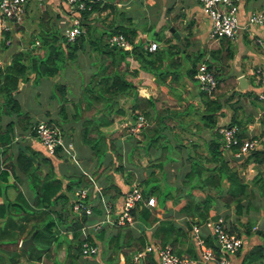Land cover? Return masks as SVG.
<instances>
[{
  "label": "trees",
  "instance_id": "1",
  "mask_svg": "<svg viewBox=\"0 0 264 264\" xmlns=\"http://www.w3.org/2000/svg\"><path fill=\"white\" fill-rule=\"evenodd\" d=\"M102 2H96L90 10L80 12V24L85 26L84 36L79 34L73 41H67L64 35L46 34L39 43L28 50L14 53L9 63L0 66V264H20L23 256L28 262L47 259L49 264H100L94 259L99 254V248L96 254L81 255L79 244L81 224L93 222L102 216V208L96 200L98 204L93 205L92 214L77 216L71 212L69 199L75 189L82 185L91 186V181L79 167L71 171L61 170L59 176L51 156L42 154L27 143L26 137L21 134L25 132L36 138L31 126L37 120L29 119L28 112L22 110L16 96L21 83L28 80L30 73L38 78L56 76L87 45L98 53L96 62L99 63L92 62L95 69L74 96L70 113L65 107L69 93L67 86L65 83L54 85L52 97L58 102L60 118H49L47 121L55 122L62 132L66 131L63 126L66 122L79 123L77 138L73 139L77 153L79 150L78 156L86 159V162L83 161L85 164L87 161L94 164L91 172L93 180L100 181L102 174L105 180L100 194L95 195L97 199L102 195L113 201L122 194L114 182V174H118L126 185H131L137 179L136 184H139L143 197L153 196L155 200L153 206L140 201L133 209L139 234L135 235L130 227L124 225H112L113 230L109 233L105 232L106 226H103L95 233L96 239L104 244L103 254L112 250L121 257L120 261L129 264L131 253L143 249L148 240H152L161 246L171 245L176 254L196 258L198 248L191 228L198 226L204 244L210 246L217 256L219 249L213 242L211 231L204 233L201 230L207 219L218 216L214 212L217 204L226 211L232 209L236 219L233 222L228 220V229L240 236L255 232L259 217H264V213L259 214L264 201V143L249 155L236 159L231 151L238 149L245 135L243 126L238 130L230 151L223 154L220 148L221 134L217 120L227 100L221 99L220 95L226 91L228 83L223 82L219 74H214L217 83L212 94L200 90L202 108L199 110L197 129L210 130L203 147L193 140L182 141L169 124V120L178 116L171 109L173 104L159 97L152 87V81L141 82L139 79L141 71L162 74L163 71L159 69L166 57L171 59V64L179 63L177 56L172 57L175 53L172 39L176 36L162 40L161 48L146 52L142 48L146 39L138 37L137 28L131 25L114 24L111 31L103 30L93 35L91 25L84 23V19L86 22L92 12L107 5H101ZM115 33L123 34L131 47L113 48L109 36ZM155 38L161 40L160 30H157ZM217 52L218 49L211 51L210 59L221 62L222 57ZM201 56L202 52L195 59H201ZM207 64L212 69L213 63L207 61ZM195 71L196 66L190 69L192 78ZM234 93L231 90L228 97ZM128 98L131 101L125 107ZM128 110L131 121L142 115L146 122L136 136L129 134V137H124L135 140L128 152L130 156L138 146L148 156L144 176L136 177L137 174L128 169L129 166L126 167L122 159L118 140L122 132L115 130L114 122L115 118L123 117ZM135 110L138 112L133 114ZM15 125L20 127L19 134L15 131ZM139 135V138H134ZM58 150L52 156H60ZM173 161L184 165L185 173L180 185H169L165 176L166 163ZM128 164L136 167L133 162ZM240 167H246L244 174H241ZM111 172L113 175H110ZM23 179L33 192L31 202L19 188ZM10 187L16 191L13 199L6 194V189ZM165 205L175 216H162ZM226 211L222 214L224 218L228 214ZM240 216H246L244 221ZM237 225L243 226V229ZM147 229L150 230V239L145 233ZM31 234L32 242L26 248L19 245ZM92 236L89 237L92 243L99 246ZM259 236L264 238V227L259 231ZM152 261V255L148 253L142 264ZM240 264H264V244L251 245L243 254Z\"/></svg>",
  "mask_w": 264,
  "mask_h": 264
},
{
  "label": "crops",
  "instance_id": "2",
  "mask_svg": "<svg viewBox=\"0 0 264 264\" xmlns=\"http://www.w3.org/2000/svg\"><path fill=\"white\" fill-rule=\"evenodd\" d=\"M105 3L107 5L103 9L92 12L88 16V20L86 22L84 19V23L91 25L93 35H98L103 30H110L114 24L125 26L131 25L132 27L137 28L138 37L142 36L146 39L142 48L147 52L148 50L146 45L148 41H156L158 43V48H161L163 45L162 40L166 38L170 39L172 35H175L174 32H178L179 37L172 39V42L174 43L173 51L175 52L172 57L177 56L179 63L171 64V59L166 57L162 61L159 69V71H163L162 74L159 72L156 75V73L154 74L152 72L141 71L139 79H141V82L152 81V87L159 97L168 100L173 104L171 109L173 110V113L178 116L169 120V124L172 126L173 131L179 139L182 141L193 140L200 143L203 147L204 143L202 144L203 141L201 140L203 137L198 133L206 132L208 135L210 133V130L207 128H203L202 130L197 129V124L200 122L198 119L199 110H201L202 104L200 100L199 87L198 89H194L193 87L191 80L195 79V77L194 75L193 78L190 76V69H194L199 61H210L213 63V67L211 69L213 73L219 74V78L223 80V82L228 83L226 91L224 93L222 92L220 95L221 99L227 98V100L223 103L222 112L217 120V126L219 127L229 123L238 125L239 129L244 126V137L254 136L257 134L264 135V132L262 131L264 129V102L259 100L257 93H255L253 97L248 94L250 85L246 79V77L249 76L253 78L256 84L259 85L256 69L260 67L259 63L264 66V55L261 57L256 56L255 52H253L252 46L253 42L257 45L256 38L261 35L262 30L261 27L256 24L246 25L245 23L246 16L250 11L264 9V0H236L238 5L237 15L239 25L234 39H229L227 37L211 38L209 36L210 20L203 13L198 0H104L101 5H105ZM71 17L72 12L69 10L67 4L62 0H26L24 3V11L21 22L7 32H0V66L2 67L3 65L9 63L11 61V56L14 53L24 49L28 50L34 44L39 43L40 39L46 34L48 36L64 35V30ZM81 27L84 33V24H81ZM155 27L156 30L154 34L156 35L157 30H160L161 40L155 37L150 38L147 36V33L149 31L152 32ZM171 28H173V30H171ZM5 38L9 39L8 43L4 42ZM216 49H218L217 54L222 57L221 62L209 59L211 51ZM200 52H202L201 59L196 60L195 56ZM262 53L264 54V51H262ZM183 58H187L190 62L185 67H182ZM94 69L95 67L93 65H89L90 72ZM60 74L61 72L59 71L56 76H60ZM54 77L55 76L47 77L45 80L52 79ZM30 78L25 80L23 84L21 83L19 90L22 89L25 82L32 83V81H34L33 85L29 86L33 89L41 80H38V77H35L33 73H30ZM239 80H241L242 87L239 85ZM85 81H87V78H85L83 82H80V84L78 82L79 86H76L74 94L69 93L70 96H73L72 99H74V96L79 93L81 87L86 83ZM41 82H43V79ZM60 83H65L66 85L67 79H64V81ZM231 90H234L235 93L228 97ZM33 91L36 93L34 97L39 98L40 92L37 89H33ZM48 97L52 101L53 105L57 104V101L52 99V93ZM130 101V98L126 100L125 107L129 106ZM69 105L72 107L71 102ZM65 107L68 108L67 102H65ZM66 110L70 113V110ZM137 112L138 111L135 110L133 111V114ZM43 114L48 115L47 111L43 112ZM12 117L14 118L15 116ZM39 117L40 116H38L36 120H39ZM123 117H130L129 110ZM123 117L115 118L114 123H116L119 119H123ZM5 119L7 120L8 118L6 117ZM67 124H69L68 126L71 127L74 132L70 135H74L75 138H77V128L79 129L80 127L79 123L68 121L63 126ZM71 128L69 129L72 130ZM115 130L120 131L121 129L116 127ZM15 131L19 134V125H15ZM62 133L66 140H71L69 137L70 135L66 136L64 132ZM22 135L26 137L27 143L33 149L47 155L45 153L44 146L38 139L25 134V132L24 134H21V136ZM208 137L209 136H207L206 139ZM118 140L120 142V146L126 142V147H122L125 149L124 156L122 154V159L126 167L129 166L127 168L132 169L137 174L136 177L144 176L147 173V168L145 167L149 158L143 149L139 146L135 147V153L130 156L128 152L131 146L134 145L135 140L132 138L126 140L124 139L125 141L120 138H118ZM171 141L173 142L172 139ZM137 144H139V142H137ZM13 149H15V147H13ZM82 150L88 154L85 148L82 147ZM59 154L60 156L58 157L51 156L53 165L58 175V171L60 172L61 170H66L65 164H67L68 161H71L76 167L82 168L83 173L92 176L91 172L93 171L94 164L92 161H87V164H85L84 162H86V159L78 156L77 149L76 154L79 165L71 159H67L62 156L61 153ZM223 154H225V152H223ZM151 155L149 157H151ZM112 157L114 158V156ZM113 160L115 161V159ZM131 162L135 163L136 167L132 166V164H128ZM164 169L169 185L181 184L185 173L184 165H181L179 161L167 162ZM239 170L241 174H244L246 172V167H240ZM99 180L100 181L97 180L98 182L94 181L96 186L101 188V186L105 183L103 174ZM114 182L122 191V194L113 200L116 205L121 202L123 194L127 190H130L131 185H137L136 183H138L136 179L131 185H126L123 183L122 178L119 177L118 174H114ZM137 186H139V184ZM19 188L28 202H31L33 192L29 189L24 179L19 183ZM89 190L90 196L94 198L97 193L95 186H90ZM6 194L9 198L13 199L16 195V191L10 187L6 189ZM71 198L72 196L69 199L71 200ZM1 199L2 197L0 196V201ZM261 209L262 210L259 213L260 215L264 213V201H262ZM170 210L171 209L167 208L165 205L164 210L162 211V216H175V213L170 212ZM225 211L226 209L222 208L219 204H217V208H214V212L218 215H222ZM226 213H228L226 219L232 222L236 219L232 209H228ZM99 218H101V216H99L98 219ZM245 218L246 216H240L241 221H244ZM105 226V232L109 233L113 230L111 226ZM237 226L240 229H243V226ZM130 228L135 235L139 234L140 231L136 224ZM201 230L204 233L209 232L208 228L205 226L202 227ZM145 233L147 234L148 239H150V230L147 229ZM250 235H252L250 237V243H252V245L262 242L259 232L255 231ZM92 237L97 240L99 244V254L94 256V259L98 263L124 264L123 261H120L121 257L117 256L112 250H108L105 254H103V242L96 239L97 237L95 234ZM241 237L243 239L245 235L241 234ZM250 246L251 245L246 248L241 247L239 251L237 250L234 254H230L229 259L231 264H240L243 254ZM132 255L133 253H131V261L129 264H142L143 259L141 262H133ZM34 263L49 264L47 259H42L40 262L32 261L29 264ZM197 264L216 263L214 261H200Z\"/></svg>",
  "mask_w": 264,
  "mask_h": 264
},
{
  "label": "built area",
  "instance_id": "3",
  "mask_svg": "<svg viewBox=\"0 0 264 264\" xmlns=\"http://www.w3.org/2000/svg\"><path fill=\"white\" fill-rule=\"evenodd\" d=\"M26 0H0V29L9 31L13 29L22 20L24 11V3ZM69 10L72 12L65 30L64 36L67 41H73L79 34L83 32L81 27V11L90 10L92 4L104 0H62ZM203 13L210 20L209 36L211 38L227 37L234 39L238 28V5L236 0H198ZM246 25H258L261 27L262 33L256 38V43L264 51V9H257L250 11L246 16ZM6 43L9 39L6 38ZM109 43L116 45V47L129 48L130 42L121 33H115L109 36ZM146 48L148 51H153L158 48V43L154 40L148 41ZM257 79L259 83V90L257 96L259 100L264 102V66L256 69ZM195 79L198 80V86L201 91L207 94H212L216 87V77L213 71L208 67L207 62L199 61L196 64ZM124 120V121H123ZM124 127L129 128V133L136 136V132L146 125L144 117H138L131 121L129 118H123ZM122 127V128H124ZM35 137L44 146L47 155H54L58 150L62 156L71 159L79 165L76 148L71 140H66L63 136L62 130L54 122L39 119L31 126ZM239 126L233 124H225L219 126V133L221 134L220 148L223 152L230 151L232 144L236 141V134ZM264 143V135L257 134L254 136L243 137L240 145L235 152L231 151L235 157H243L257 148H260ZM237 159V158H236ZM91 186H95L97 193L100 194V188L95 184L93 178L88 175ZM89 186L82 185L74 190L70 200L71 212L77 216L82 214L90 215L93 213V205L98 204L102 208L101 218H97L90 223H83L80 226L81 241L79 244V253L81 255L96 254L98 252V245L92 243L89 238L94 235L103 226L124 225L131 227L137 223L133 209L138 202L142 201L147 206H153L155 203L153 196L143 197L140 187L131 185L130 190H127L121 199V202L116 205L114 201L99 195V199L90 196ZM98 200V203L97 201ZM204 226L211 231L213 242L217 245L219 243V254L216 256L214 250L210 246H206L203 239L199 235L200 228L193 226L191 228L192 236L198 248L196 258L189 257L185 254H176L171 245H159L153 241H148L144 248L133 252L132 260L137 263L142 260L148 253H151L153 261L150 264H197L200 261L210 262L214 261L216 264H231L229 259L230 254H234L243 244V239L240 235L229 231V221L222 215L215 218H209L204 223ZM21 242V241H20ZM20 245V243H19Z\"/></svg>",
  "mask_w": 264,
  "mask_h": 264
},
{
  "label": "rangeland",
  "instance_id": "4",
  "mask_svg": "<svg viewBox=\"0 0 264 264\" xmlns=\"http://www.w3.org/2000/svg\"><path fill=\"white\" fill-rule=\"evenodd\" d=\"M155 30H156V27L152 30V32L149 31L147 33V36L150 38L151 37L154 38L155 37V34H154ZM257 45H255V43L253 42V46H252L253 52H255L256 56L261 57L264 54L261 51L262 50L261 47L259 45L258 46ZM97 57H98V53L93 50L91 45H87V48L83 52L82 51L78 52V55L76 56V58H74L71 61H68L67 64L62 67V69L60 70V72H61L60 76H55L54 78L47 79V80H45L47 77L38 78V80H40V79L41 80L38 82L37 86L34 87L33 89H37L40 92L39 98L34 97L36 95V93H34L33 89L29 87L30 85H33L34 81H32V83L25 82L24 86H22V89L19 90V92L17 93V98L19 99L22 110L28 112V114L30 116L29 119L33 120V119H36L38 116H40L39 118L43 119V120H47L49 118L50 119L53 118V120H58L60 118V116L58 114V108H59L57 105L58 102H57V104L53 105L52 101L48 97V96H50V94L52 92H54V85L56 83L63 82L64 79H67L66 85H67L68 92L74 94L75 90H76L75 89L76 86L77 85L79 86L80 82H83L85 80V78L88 79V76L91 73L89 71V65H93L92 62H94L95 64L99 63V62H96V60L98 61ZM188 63H190L189 60L187 58H183L182 67H185ZM259 65H260V67H263V64L259 63ZM94 67H95V65H94ZM27 78H30V74L28 75ZM42 79H43V82H41ZM246 79L250 85V88L248 90V92H249L248 94L251 97H253V95L258 92L259 85L256 84L254 82L253 78H251L249 76H247ZM191 81H192L194 89H198V87H199L198 86V84H199L198 80L192 79ZM78 82H79V84H78ZM69 93L67 95V97H69L68 101H67V104H68L67 109L72 110V107L69 104H70V102L72 104L74 99H72L73 96H70ZM52 99H54V98H52ZM71 99H72V101H71ZM45 111H47L48 115L43 114V112H45ZM47 117H49V118H47ZM117 118H119V117H117ZM123 121H121L119 119L118 121H116L115 125L117 124L116 127L121 129V131H119V130H117V131L122 132V134H119L118 137L120 139L124 140V137H126V138L129 137L128 136L129 135L128 134L129 128L127 129V127H124V125L122 123ZM199 121H200V119H199ZM68 125L69 124L64 126V128L66 129V131L64 132L66 136H69L70 134L74 133L73 129L70 130L68 128L69 127ZM122 127H124V128H122ZM77 130H78V128H77ZM126 133H127V135H126ZM198 134L202 135L203 138L201 140L203 141L202 142V144H203L206 137L209 135L206 132H201ZM69 137L71 138V140L73 142V139L75 138V136L70 135ZM139 137H140V135L138 137H134V138H139ZM125 143L120 146L123 156H124V152H125V149H123V148H124V146L126 147ZM78 153H79V150H78ZM65 165H66V169L69 171L74 170V168L76 169L75 164L72 163L71 161H68V163ZM58 173L61 176V173L59 171H58ZM110 175H113L112 172L110 173ZM68 236H69V234H68ZM251 236L252 235H248V236L245 235V237H243L242 248H244V247L246 248L247 246L252 245V243H250V240H251L250 237ZM261 239H262V242H260V243L264 244V238H261ZM28 244H30V243H28ZM48 262H50V261H48ZM29 263L30 262H26V257L23 256L20 264H29ZM34 264H36V263H34Z\"/></svg>",
  "mask_w": 264,
  "mask_h": 264
},
{
  "label": "water",
  "instance_id": "5",
  "mask_svg": "<svg viewBox=\"0 0 264 264\" xmlns=\"http://www.w3.org/2000/svg\"><path fill=\"white\" fill-rule=\"evenodd\" d=\"M171 30H173V28H171ZM176 37H179L178 32H174ZM82 36H84V33H81ZM113 48H116V45H112ZM239 85L242 87L241 85V80H239ZM238 160L243 158V155L241 154L240 156L236 157ZM264 227V218L261 216L258 220L257 223V227H256V231L259 232L262 228ZM33 239V234L29 235L26 239H24L23 241L20 242V245L23 247H26L28 245V243H31ZM219 243L217 244V247L219 248ZM141 262V260H140Z\"/></svg>",
  "mask_w": 264,
  "mask_h": 264
}]
</instances>
